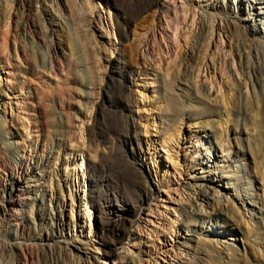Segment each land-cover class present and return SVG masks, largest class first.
<instances>
[{
	"label": "rangeland",
	"instance_id": "rangeland-1",
	"mask_svg": "<svg viewBox=\"0 0 264 264\" xmlns=\"http://www.w3.org/2000/svg\"><path fill=\"white\" fill-rule=\"evenodd\" d=\"M143 1L0 0V37L10 38L0 79L14 88L0 105V264H23L28 245L32 264H264V23L251 13L259 6L156 0L138 14ZM129 13L138 18L130 23ZM180 81L201 102L178 97ZM126 120L137 125L149 196L110 247L99 234L111 216L99 204L137 203L130 146L122 154L114 144ZM8 145L24 151L23 185L35 202L22 206L16 237L2 207Z\"/></svg>",
	"mask_w": 264,
	"mask_h": 264
},
{
	"label": "bare ground",
	"instance_id": "bare-ground-1",
	"mask_svg": "<svg viewBox=\"0 0 264 264\" xmlns=\"http://www.w3.org/2000/svg\"><path fill=\"white\" fill-rule=\"evenodd\" d=\"M143 1V0H142ZM255 2L256 6H259V8H256L255 6L252 7V12H255V15L253 13L254 16L256 17H260V19H262V23H264V0H253ZM143 2H145L144 7L142 8L141 6V10H139L138 14L142 13V12H148L151 9H155V7L157 6V2L156 0H144ZM253 2V3H254ZM144 4V3H143ZM258 10V11H257ZM257 11V13H256ZM130 14L129 17V22H134L137 18H138V14ZM262 17V18H261ZM119 22L115 23V25L117 26V28H119ZM127 23V22H126ZM129 24V23H128ZM18 26V25H16ZM59 27V24H58ZM23 29V27H22ZM24 30V29H23ZM61 30V27H59V31ZM252 34L256 35V31H250ZM203 33L201 31V37H202ZM259 36H262L264 38V35H262V33L259 32ZM29 38H32L29 36ZM126 38V37H125ZM200 39V37H199ZM10 44V38L8 36L1 38L0 37V59L4 53V51H6V49L9 47ZM16 46L15 45V50H16ZM20 46V45H19ZM22 48V47H20ZM194 46L191 47V49H193ZM24 51V50H23ZM16 54V53H15ZM63 57L66 61V65L70 64V54H64L63 53ZM186 59V58H185ZM190 59V58H189ZM189 61V60H187ZM191 61V60H190ZM63 63V62H62ZM116 63L117 64H124V60H122L121 58L117 57L116 58ZM188 64V62H187ZM2 68L3 65L0 62V73L2 72ZM45 77L51 79L52 81H55V79L51 78L50 74H44ZM122 77H127V76H122ZM181 82V81H180ZM189 82H181L176 86L177 91H180L181 93H178L177 96L182 98V94L184 96V93H188L191 96V99H200L202 97H200L201 92L197 89V87L195 89H192L193 87L190 86L188 84ZM170 84V83H169ZM168 85V84H167ZM118 89L119 92L123 91V86L121 85V83L118 84ZM13 87L10 86L8 84V82H3L2 84V80L0 79V105L4 108L6 106L5 103V99H8V92L13 91ZM167 89V88H166ZM193 90V91H192ZM176 91V92H177ZM191 92V94H190ZM204 96V94H203ZM205 97V96H204ZM13 99L16 100V102H24V97H23V93L22 91L16 95L14 93ZM171 99L173 100L174 97H171ZM201 102V101H200ZM199 102V103H200ZM203 102V101H202ZM170 101H166V115L167 117L173 112V110L170 107ZM11 105V103H9V106ZM13 105V103H12ZM15 105V104H14ZM118 108L120 109L121 112H127L130 108L128 102L126 100L121 99L120 102H118L117 104ZM203 107V106H202ZM12 108V107H11ZM4 109L1 110V113H3V116H0V141L3 138V136L6 134L3 130H4ZM168 113V114H167ZM175 117V116H174ZM121 118V117H120ZM172 120V119H171ZM169 123V122H168ZM116 129L118 130L116 133V137H115V146L119 147L121 151V153H124V148L126 147V145L130 146V150H128V155L130 158L133 159V161L131 163H128V167H127V174L131 177H133L135 179V181L130 185V193L137 199V203L132 202L131 200H127V201H123L121 203H119L116 198L114 200H109L108 202H103L101 204H99V211L102 213H109V215L111 216V219L108 221V223L102 228L100 234H99V238L102 242V240H104V238L108 239V243L107 245H109L110 247L112 245L115 246L116 242L118 241L119 237H121L122 233L125 230V225L128 221V217L129 216H135L141 209L142 206V201L145 200V198H148L149 196V191L146 188V186L143 184V182L141 181V179L139 178V171H138V164H140L138 162V158H139V154H138V148H139V142L136 140V134H137V125L134 121H127L126 122H119L117 124ZM41 137V141L43 140V137ZM43 146V145H42ZM40 152H43V149L41 148ZM6 153H7V157L9 159V162H11V164L13 165L12 168H9L7 171H5L4 175L7 178V183L5 185L4 191H3V209L5 212H7L9 214V221H10V226L12 229V232L14 233L15 237L18 236V233L21 232L23 230V217H22V211L21 208L24 204H27L26 201H31L32 203L34 202V198L29 196V194H27V192L25 191L29 186L27 185H23L24 183V178L26 176V171L24 169V158L23 155H18V153H24V151L20 150L19 148L13 147L12 145H8V147H6ZM85 162V164L88 165L89 162V158L88 157H83L82 159V163ZM90 164V163H89ZM4 166H6V162L5 160L0 156V172H3L4 170ZM82 167V166H81ZM28 169V168H27ZM124 175H119V179L123 178ZM232 181H237V178L235 175H231V179ZM101 182L102 183H107V180L102 177L101 178ZM27 194V195H25ZM198 195H199V199L203 198V201L208 202V198L206 196V191L204 190H200L199 193H197V199H198ZM248 195V194H247ZM249 200L250 202L252 201V199L254 198V196L250 195L249 196ZM256 197V196H255ZM195 200L192 198V201ZM254 202V203H253ZM35 203V202H34ZM249 205L256 207V203L255 201H252ZM120 206L121 208H123V210H118L116 207ZM201 210L203 209V206L200 207ZM261 208L258 207V209L255 211L259 214H261ZM186 219H191V217L194 215L193 212H189L185 211ZM231 218V217H230ZM233 219V218H232ZM235 222V220H232ZM186 222V220H185ZM233 224H236V222ZM106 239V240H107ZM105 241V240H104ZM106 242V241H105ZM198 243V242H197ZM27 253L23 256V264H32L33 263V258H32V247H30V245L27 246ZM76 250L79 251L78 247H76ZM229 250V249H228ZM230 251V250H229ZM108 254L110 253V251H106ZM229 263V262H228Z\"/></svg>",
	"mask_w": 264,
	"mask_h": 264
}]
</instances>
